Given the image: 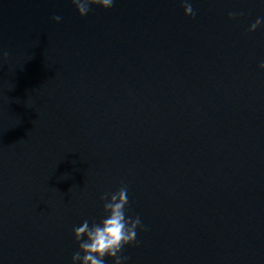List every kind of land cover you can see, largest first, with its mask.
<instances>
[{
  "label": "water",
  "instance_id": "water-1",
  "mask_svg": "<svg viewBox=\"0 0 264 264\" xmlns=\"http://www.w3.org/2000/svg\"><path fill=\"white\" fill-rule=\"evenodd\" d=\"M188 2L0 0V264H72L121 187L126 264H264V4Z\"/></svg>",
  "mask_w": 264,
  "mask_h": 264
},
{
  "label": "clouds",
  "instance_id": "clouds-1",
  "mask_svg": "<svg viewBox=\"0 0 264 264\" xmlns=\"http://www.w3.org/2000/svg\"><path fill=\"white\" fill-rule=\"evenodd\" d=\"M80 16L89 12L90 5H98L104 9L113 6L114 0H71ZM264 4V0H260ZM184 14L194 16L192 4L183 0ZM233 14L229 13L231 17ZM56 22L61 20L60 16H54ZM261 24V19L252 23L248 31H254ZM7 56V53H2ZM264 70V61L258 65ZM103 203V218L92 222L85 220L79 227L73 228L75 240L78 242L79 250L72 255V264H106L105 257L113 261V264H126L127 257L120 255L122 248L136 241V230H143L140 217L125 216V208L128 205L127 188L121 187L115 193L105 194L100 197Z\"/></svg>",
  "mask_w": 264,
  "mask_h": 264
}]
</instances>
